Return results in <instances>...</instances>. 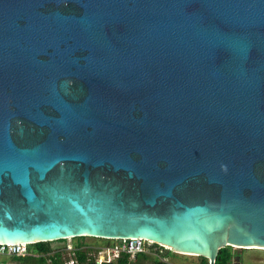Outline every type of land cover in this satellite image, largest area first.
Masks as SVG:
<instances>
[{"label":"water","instance_id":"water-1","mask_svg":"<svg viewBox=\"0 0 264 264\" xmlns=\"http://www.w3.org/2000/svg\"><path fill=\"white\" fill-rule=\"evenodd\" d=\"M79 236L264 246V0H0V242Z\"/></svg>","mask_w":264,"mask_h":264},{"label":"rangeland","instance_id":"rangeland-1","mask_svg":"<svg viewBox=\"0 0 264 264\" xmlns=\"http://www.w3.org/2000/svg\"><path fill=\"white\" fill-rule=\"evenodd\" d=\"M77 242H78L77 237L68 238V239L52 241L50 243V246L53 252H61L63 258H66V257H70L71 250L76 246ZM83 242H85L88 245V247L91 248L90 254L96 256L97 259L96 264H102V262H104L106 259L109 248L118 244L119 239H106V238H97L94 236H85ZM149 242H150L149 244L152 243V241ZM146 243L148 242L146 241ZM29 248L30 247L28 245L29 252H26V254L22 256H27V255L34 256L32 255L34 253H32V250H29ZM257 248L258 247L250 248V249L233 248V250L235 252L240 253V255L234 256L233 261L230 264H264V248H259V249ZM145 253L150 257L149 259L145 260V263L155 264L154 259L157 258L156 255L157 252H155L153 249H150L148 247ZM162 259H165L167 264H209V261L203 263V259L201 256L185 255L175 252L174 255L168 258L162 257ZM0 262H5V264H41L39 261L35 259H27L24 261H20L15 259V256H10V255H0Z\"/></svg>","mask_w":264,"mask_h":264},{"label":"trees","instance_id":"trees-1","mask_svg":"<svg viewBox=\"0 0 264 264\" xmlns=\"http://www.w3.org/2000/svg\"><path fill=\"white\" fill-rule=\"evenodd\" d=\"M85 236L77 237L78 242L76 246L71 250L70 257L63 258L61 252H53L50 246L52 241H40L36 243L29 244V250H32L34 256H15V259L24 261L27 259H35L39 261L41 264H66L69 258H73L76 260L77 264H96V256L90 254L91 248L83 242ZM146 245L153 249L157 255V258L154 259L155 264H167L165 259L172 255L174 252L171 248H166L164 246L159 245L158 243L152 242L151 244L146 243ZM233 248H237L234 246H226L219 251L217 256L216 264H230L233 261V257L240 255V253L235 252ZM163 249V250H161ZM150 257L145 252H139L135 254L133 257L128 252H122L121 255L117 258H114L111 261H105L102 264H146L145 260ZM203 263L207 262V258L202 257Z\"/></svg>","mask_w":264,"mask_h":264},{"label":"built area","instance_id":"built-area-1","mask_svg":"<svg viewBox=\"0 0 264 264\" xmlns=\"http://www.w3.org/2000/svg\"><path fill=\"white\" fill-rule=\"evenodd\" d=\"M147 249L148 246L146 245V240L143 238L119 239L118 244L109 248L105 261H111L114 258L119 257L122 252H128L133 257L135 254L139 252H146ZM26 252H29L28 244H23V243L0 244V255L19 256V255H25ZM0 263L5 264V262H0ZM66 264H77V262L76 260L71 258L66 262Z\"/></svg>","mask_w":264,"mask_h":264},{"label":"bare ground","instance_id":"bare-ground-1","mask_svg":"<svg viewBox=\"0 0 264 264\" xmlns=\"http://www.w3.org/2000/svg\"><path fill=\"white\" fill-rule=\"evenodd\" d=\"M33 240H30V241H15V242H0L1 244H4V243H9V244H11V243H23V244H27L28 242H32ZM167 244H169V243H167ZM177 247V246H176ZM258 248H264V246H260V247H258ZM177 249H178V252H181V253H186L184 250H183V248H180V247H177Z\"/></svg>","mask_w":264,"mask_h":264},{"label":"clouds","instance_id":"clouds-1","mask_svg":"<svg viewBox=\"0 0 264 264\" xmlns=\"http://www.w3.org/2000/svg\"><path fill=\"white\" fill-rule=\"evenodd\" d=\"M27 244L29 245V244H32V243H27ZM159 245H160V244H159ZM164 247H165V246H164ZM32 255H34V254H32ZM19 256H22V255H19Z\"/></svg>","mask_w":264,"mask_h":264}]
</instances>
